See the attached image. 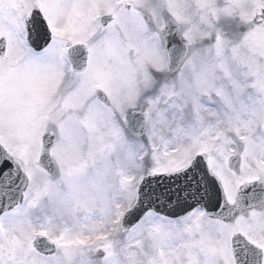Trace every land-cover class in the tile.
Segmentation results:
<instances>
[{"label": "snow or ice", "instance_id": "1", "mask_svg": "<svg viewBox=\"0 0 264 264\" xmlns=\"http://www.w3.org/2000/svg\"><path fill=\"white\" fill-rule=\"evenodd\" d=\"M0 264H264V0H0Z\"/></svg>", "mask_w": 264, "mask_h": 264}]
</instances>
